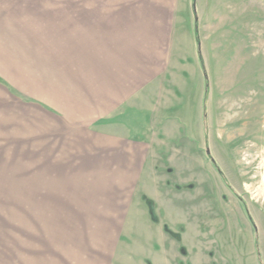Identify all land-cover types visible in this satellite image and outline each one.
Returning <instances> with one entry per match:
<instances>
[{"label": "rangeland", "instance_id": "rangeland-1", "mask_svg": "<svg viewBox=\"0 0 264 264\" xmlns=\"http://www.w3.org/2000/svg\"><path fill=\"white\" fill-rule=\"evenodd\" d=\"M107 2L118 4L22 0L18 38L23 44L17 46L23 53L3 66L8 77L13 72L16 85L8 83L10 92H1L7 98L0 102V197L15 192L1 187L55 179L48 169L53 174L65 169L59 152L72 144L52 139L50 125L84 136L87 127L79 121L96 112L87 109L94 100V78L89 85L90 76H80L79 55L72 49L82 40L80 30L95 31L97 4ZM170 4L168 74L156 78V92L149 88L136 102L145 108L124 117L132 135L146 138L149 148L136 185V220L127 222L121 240L130 248H119L118 261L264 264V0ZM33 91H39L41 108ZM49 101L57 108L48 110ZM5 201L0 199V248L7 263L15 264L14 196L1 204Z\"/></svg>", "mask_w": 264, "mask_h": 264}, {"label": "crops", "instance_id": "crops-1", "mask_svg": "<svg viewBox=\"0 0 264 264\" xmlns=\"http://www.w3.org/2000/svg\"><path fill=\"white\" fill-rule=\"evenodd\" d=\"M17 2L0 0V102L7 98L1 92H10L5 86L15 83L10 78L13 72L8 77L3 68L4 61L16 62L23 53L17 45L23 44L18 25L23 24L25 8L22 0ZM173 6L170 0L97 4L95 31L80 30L79 47L71 49L79 55L80 76L89 75V85L94 78V100L87 109L96 112L80 119L82 128L87 127L84 136L77 132L80 128L73 135L68 126L57 131L55 123L50 125L52 139L62 140L64 146L72 144L70 150L59 152L65 169H56V174L48 169L49 177L55 179L1 187L15 190L0 197L6 200L1 204L8 205L14 196L15 264H132L130 257L118 261V251L130 248L121 240L129 230L127 222L135 219L136 185L149 145L146 138L132 135L124 117L145 108L136 102H141L149 88L150 94L156 92V78L168 74ZM39 12L36 8L38 20ZM62 29L67 33L69 28L65 24ZM81 84L85 83L79 85L83 91ZM37 92L31 97L41 108ZM51 107L57 108L49 101L48 110ZM0 264H8L2 248Z\"/></svg>", "mask_w": 264, "mask_h": 264}, {"label": "trees", "instance_id": "trees-1", "mask_svg": "<svg viewBox=\"0 0 264 264\" xmlns=\"http://www.w3.org/2000/svg\"><path fill=\"white\" fill-rule=\"evenodd\" d=\"M196 36H198V33H197V31H196ZM200 61H201V63H202V66H204V64H203V60H202V57L200 56ZM205 84H206V90H205V99H204V105H205V103H206V100H207V96H208V94H209V87H208V82H209V78H208V75H206L205 76ZM205 112V111H204ZM206 121V120H205ZM213 164L217 167V169H218V171L221 173V170L218 168V165H217V163L215 162V160H213Z\"/></svg>", "mask_w": 264, "mask_h": 264}, {"label": "water", "instance_id": "water-1", "mask_svg": "<svg viewBox=\"0 0 264 264\" xmlns=\"http://www.w3.org/2000/svg\"><path fill=\"white\" fill-rule=\"evenodd\" d=\"M194 10H195V11L197 10V8H196V2L194 3Z\"/></svg>", "mask_w": 264, "mask_h": 264}]
</instances>
